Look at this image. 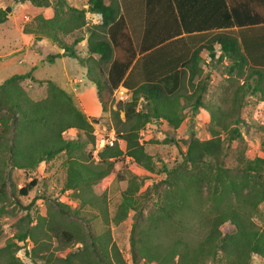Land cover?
<instances>
[{
    "label": "trees",
    "instance_id": "trees-1",
    "mask_svg": "<svg viewBox=\"0 0 264 264\" xmlns=\"http://www.w3.org/2000/svg\"><path fill=\"white\" fill-rule=\"evenodd\" d=\"M15 1H29L33 5L50 6L52 9L49 18L37 14L23 23L22 31L30 34L34 41L47 39L56 48L62 49V55L79 60L74 46L85 38L88 56L79 61L88 80L96 88V99L102 111H105L106 96L118 85L125 87L131 95L126 101L115 99V109H108L115 140L111 145L105 143L98 148L93 158L91 153L97 145V142L93 143L91 133L95 118H87L65 90L47 79L45 95L35 101L27 96L17 80L29 78L38 82V79L29 73L12 74L4 79L0 84V202L6 195L7 168L32 170L50 157L63 153L64 182L61 192H71L73 199L80 201V206L96 207L101 197L93 192L92 187L111 172L121 154L131 158L142 169L152 171L151 156L139 141L138 132L145 123L158 118L172 128L179 126L182 120L180 112L184 107L179 100L188 97L179 92L183 78L195 93L192 92L195 95L190 104L192 111L207 106L200 100L206 88L205 76L199 79L201 51H207V56L212 59L218 50L217 60H229V73L249 66L258 78L259 69L264 70V21L226 22V28L170 40L136 58L128 69L129 64L110 62L113 47L105 35H110L112 30L121 32L122 18L118 5L124 7V0H86V8L100 15L99 22L92 26H86L85 8L74 7L65 0ZM134 1L138 5L137 0H126L133 5ZM5 17L6 12L0 8V23ZM91 54H97V57L94 59ZM58 56V53L47 54L45 59L51 63ZM95 71L103 77L95 76ZM139 99L145 102L142 107L137 105ZM119 111L123 113L122 119L118 117ZM237 122V118L230 121L232 126L227 138L240 136ZM69 129L81 131L88 138L87 142L92 143L89 156L93 160L83 153L85 142L63 137L61 133ZM262 142L264 145V140ZM75 151L79 154H74ZM180 154L177 164L168 169L163 167L164 185L157 194L154 208L143 217L148 230L146 233L171 226L179 233L188 231L191 223L182 216L186 217L196 200H201L203 189L209 210L201 217L195 216L197 222L206 226L205 233L193 245L180 234L163 253L149 250V246L141 240L139 251L144 258L142 264H172L174 260L177 264H202L206 260L220 264H249L252 254L264 259V228H257L252 218L257 204L264 200V156L243 158L236 166H224L220 159L222 138L219 130L214 128L209 129L207 138L191 137ZM35 183L36 180L30 178L16 189V193L26 196ZM138 186L137 179L129 177L121 191L117 211L111 218L114 223L121 221L129 210L134 211L135 217H141L136 199ZM55 206L58 207L57 212L47 208L44 215L36 220L34 231L27 228L18 232L15 236L17 240L28 237L33 244H45L46 240L54 238L61 248L76 241L80 247L56 261L62 264H113L109 249L114 247L108 243L109 238L105 239L109 236L106 213L98 211L106 227L102 238L90 235L87 240L79 226L63 220L67 211L76 214L77 210H70L59 202ZM226 222L232 229L222 232L220 226ZM132 226L131 229L136 223L133 222ZM130 245L135 246L132 236ZM13 251L11 257H14Z\"/></svg>",
    "mask_w": 264,
    "mask_h": 264
},
{
    "label": "rangeland",
    "instance_id": "rangeland-1",
    "mask_svg": "<svg viewBox=\"0 0 264 264\" xmlns=\"http://www.w3.org/2000/svg\"><path fill=\"white\" fill-rule=\"evenodd\" d=\"M151 3L150 7L153 6L152 0ZM169 3L170 0L157 2L155 8L158 15L161 12L170 11L171 4ZM160 19H163V16ZM8 33L12 37V42L6 43L5 38L0 37V66L10 60L18 63L17 61L21 58L24 60L22 64L30 63L33 60V54L30 50L26 49L25 52L11 51L18 44L20 38L17 33L13 32V29ZM206 54L205 52L200 53L199 65L202 71L199 73V79L205 76L206 88L201 93L200 100L202 104L207 106H204L205 108L198 107L194 112L192 111L190 104L195 99V93L187 85L186 78H183L179 92L188 97L179 100L184 105L180 112L182 120L179 126L172 128L170 125H166L163 119L158 118L151 121L153 126L146 128L145 123L138 132L139 141L151 156L152 171L142 169L131 158L121 154L114 162L111 172L101 179L97 186L92 187L93 192L101 197L96 207H92V205L80 206V201L77 198L73 199L71 192L69 194L61 192L64 182L63 153L50 157L32 170L7 168L5 175L6 195L0 202V264H62L56 259L80 247L76 241L61 248L54 238L46 240L45 244L41 242L33 244L28 237L24 240H17L15 237L18 232L27 228L31 232L34 231L36 220L44 215L47 208L57 212L56 202L67 206L70 210H77L76 214L67 211L63 220L79 226V230L85 234L87 240H89L88 236L90 235L94 237L98 235L99 239L102 238L101 234L106 227L102 224L98 211H104L109 219V236H106L105 239L109 238L108 243L114 247L113 250L111 247L109 249V257L113 264H142L144 258L139 251L141 240L145 241L149 250H157L163 253L176 237L183 234V232L179 233L173 226L160 227L157 231H150L147 234L146 231L148 230L145 229L143 217L148 210L154 208L157 194L164 185L162 183L165 177L163 167L168 169L180 161V153L184 149L185 142L191 137L207 138L209 129L214 128L219 130L222 138L220 159L224 166L233 167L239 164L243 158L251 159L254 156H264L262 142L264 140V70L259 69L258 78L249 66H245L239 72L229 73L227 68L229 60L226 58L217 60L218 50L215 51V56L212 59ZM15 71L17 70L13 66L1 67L0 75H7ZM55 73L54 64L43 62V64L35 65L31 71L33 76L40 78L38 82L33 80L28 82L29 79L27 78L18 79L17 82L27 96L36 101L45 95V80L56 81ZM94 75L97 76L98 72L95 71ZM79 76L82 78V83L73 81L76 95L74 97L72 94L73 97L71 98H74L72 100L79 109L82 105L83 110L87 113V115L85 114L87 118H95L91 132L93 143L97 142L91 153V157H95L93 151L97 150L101 140L104 142L109 140L111 131H113L114 138L112 143L115 140L113 125L108 112V109H115V97L113 90L108 96L105 94L107 97L104 102L105 111H102L96 100L95 86L86 81L84 72ZM130 95V92H127V99ZM137 105L142 107L145 102L139 99ZM118 117L123 118L122 111L118 112ZM233 118L238 119L236 126L240 136L232 135L233 138L229 139L227 137L232 126L230 121ZM61 134L65 138H78L85 142L83 153L88 154L89 160H93L89 156L92 143L87 142L88 138L81 131L69 129ZM74 154H79V152L75 151ZM131 176H134L139 183L136 199L138 200V207L141 208V217H135L134 211L129 210L121 221L114 223L111 218L117 211L121 191L126 187L127 180ZM32 177L36 180L35 185L27 192L26 196L18 195L16 189ZM205 195L206 191L203 189L201 200H196V203L190 208L192 211L186 217L182 216L183 219L191 223L190 229L183 234L184 240L191 245L195 244L205 233L206 226L203 227L197 222L195 216L201 217L209 210V203ZM252 218L257 228H264V200L257 204ZM133 222L136 223V226L131 229ZM231 229L232 227L228 222L220 226L222 232ZM37 234H40L39 230H37ZM130 236L133 238L134 247L130 245ZM15 247L17 248L13 251ZM12 251L14 257H11ZM113 252H117V254L114 255ZM172 264H177L176 260ZM202 264L220 263H212L206 260ZM249 264H264V259L252 254Z\"/></svg>",
    "mask_w": 264,
    "mask_h": 264
},
{
    "label": "crops",
    "instance_id": "crops-1",
    "mask_svg": "<svg viewBox=\"0 0 264 264\" xmlns=\"http://www.w3.org/2000/svg\"><path fill=\"white\" fill-rule=\"evenodd\" d=\"M65 1L74 7L85 8L86 26H92L99 22L100 15L92 13L86 8V0ZM159 1L152 0V7H150L152 4L151 0H143V5H141V0H137L138 5H136V1H134L133 5V3L124 0V7L118 5L119 15L122 18L120 22L121 32L112 30L110 35L108 33L105 34L113 47V56L110 62L129 64V69L136 58L170 40L206 30L226 28V22L243 20L264 21V0H170V11L161 12L158 15L155 7ZM5 7H9V11L6 12L5 20L0 23V37L5 38L4 41L6 43L12 42V37L8 32L13 29V32L17 33L20 40L11 51L20 50L25 52L26 49L30 50L33 54V60L30 63L22 64L24 60L21 58L17 61L20 63L19 65H16L18 63L13 60L2 63L0 71L1 67L7 68L9 66H13L17 71L7 75H0V84L12 74L29 73L33 78L40 79L33 76L31 71L35 65L47 62L45 59L47 54L54 53H58L59 56L55 57L53 62L48 63L54 64L56 81L48 80L65 90L71 97L76 95V89L74 84H72L73 81L82 83V78L79 74L82 75L84 72L86 81L91 83L86 76L85 68L79 61H84L88 56L85 38L74 46L79 59L77 60L76 58L62 55V49L56 48L47 39L34 41L30 34L22 31L23 23L37 14L42 15L44 18L51 17L52 9L50 6H36L29 1L9 0L7 2V0H0V8L4 10ZM161 16H163V19H160ZM201 52L207 53L205 50ZM91 57L95 59L97 54H91ZM28 82L32 81L29 79ZM72 99L74 100V98ZM80 109L87 115L82 105ZM163 122L166 124L165 121Z\"/></svg>",
    "mask_w": 264,
    "mask_h": 264
},
{
    "label": "built area",
    "instance_id": "built-area-1",
    "mask_svg": "<svg viewBox=\"0 0 264 264\" xmlns=\"http://www.w3.org/2000/svg\"><path fill=\"white\" fill-rule=\"evenodd\" d=\"M127 92H129L125 87L118 85L114 90H113V96L115 97V99L120 100V101H125L128 100L127 99ZM153 122H149L145 124V127H151L153 126L152 124ZM113 131L110 132V138L109 140H105V142L103 140H101V142L99 143V147L100 148L103 144L107 143V144H111L112 140H113ZM97 148V149H98ZM96 150L93 151V153L95 154Z\"/></svg>",
    "mask_w": 264,
    "mask_h": 264
},
{
    "label": "water",
    "instance_id": "water-1",
    "mask_svg": "<svg viewBox=\"0 0 264 264\" xmlns=\"http://www.w3.org/2000/svg\"><path fill=\"white\" fill-rule=\"evenodd\" d=\"M4 11H5V12H8V11H9V7H5V8H4Z\"/></svg>",
    "mask_w": 264,
    "mask_h": 264
}]
</instances>
